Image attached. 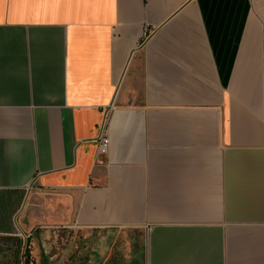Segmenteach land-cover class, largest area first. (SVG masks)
Wrapping results in <instances>:
<instances>
[{
	"label": "crops",
	"instance_id": "0c3cea01",
	"mask_svg": "<svg viewBox=\"0 0 264 264\" xmlns=\"http://www.w3.org/2000/svg\"><path fill=\"white\" fill-rule=\"evenodd\" d=\"M63 228L83 264H264V0H0V240L54 264Z\"/></svg>",
	"mask_w": 264,
	"mask_h": 264
},
{
	"label": "rangeland",
	"instance_id": "374dc122",
	"mask_svg": "<svg viewBox=\"0 0 264 264\" xmlns=\"http://www.w3.org/2000/svg\"><path fill=\"white\" fill-rule=\"evenodd\" d=\"M123 231L124 230L122 229H118L111 233L109 231H105L95 235V240L97 241L95 244L96 249L101 253L105 251L107 252L103 259H107L108 263H119V252L120 250H123L122 248L126 244V241L130 240L129 236H127ZM132 235L137 237L136 240L131 243L132 249L138 250L142 256H144L143 231L140 229L134 230ZM41 237L42 232L37 230L35 231V234L29 238V245L32 248L30 250H34L35 244L39 252H44L46 250L45 247H43L44 242L42 239H40ZM27 238L28 237L24 236V239ZM76 240L77 242L75 245L74 243ZM48 242V244L51 245V255L55 256L56 253L59 254L58 257H54V264H58L60 261H62V259L68 263L72 260L78 264L87 263L86 259H84L87 257L86 253L89 250V241L86 236L84 237L81 234H76L74 231L71 232L70 229H52V232L48 237ZM73 245L77 246V248L82 251L80 254L81 258L79 260L71 257L74 255L75 251ZM25 248V242L20 239H2L0 240V260L2 259V256H4V253L7 252L10 254L14 253L18 257L19 262H21L23 257L22 251H24ZM2 261L6 262L5 259H2Z\"/></svg>",
	"mask_w": 264,
	"mask_h": 264
},
{
	"label": "built area",
	"instance_id": "2783aa9c",
	"mask_svg": "<svg viewBox=\"0 0 264 264\" xmlns=\"http://www.w3.org/2000/svg\"><path fill=\"white\" fill-rule=\"evenodd\" d=\"M110 143H111L110 137L103 124L101 128V134L98 138V156L105 155L108 152Z\"/></svg>",
	"mask_w": 264,
	"mask_h": 264
},
{
	"label": "trees",
	"instance_id": "16d2710c",
	"mask_svg": "<svg viewBox=\"0 0 264 264\" xmlns=\"http://www.w3.org/2000/svg\"><path fill=\"white\" fill-rule=\"evenodd\" d=\"M29 237H28V239H27V243H26V248H25V250H24V264H32L31 263V257H30V248H29Z\"/></svg>",
	"mask_w": 264,
	"mask_h": 264
}]
</instances>
